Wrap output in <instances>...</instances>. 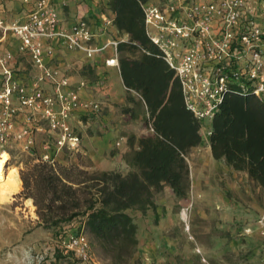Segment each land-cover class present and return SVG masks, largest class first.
<instances>
[{
    "label": "built area",
    "instance_id": "obj_1",
    "mask_svg": "<svg viewBox=\"0 0 264 264\" xmlns=\"http://www.w3.org/2000/svg\"><path fill=\"white\" fill-rule=\"evenodd\" d=\"M23 2L28 9L22 18L0 16V155L20 150L34 162L54 165L60 153L80 149L81 134L70 120L76 114L83 121L94 120L101 102L82 98L78 89L84 81L72 86L49 63L55 54L53 42L88 59L107 44L93 43L95 35L84 18L65 27L54 0ZM142 8L146 35L174 71L184 105L202 122L206 136L207 124L231 85H248L264 100V26L252 0H211L202 5L196 0H166L147 2ZM110 22L105 19L106 25ZM10 37L16 39L14 50L5 45ZM119 41L109 42L114 55L105 59L107 65L119 66ZM18 58L28 69L18 67ZM258 226L264 240V214ZM252 232L251 226L244 229L246 235ZM62 242L82 264H95L84 233L70 234Z\"/></svg>",
    "mask_w": 264,
    "mask_h": 264
},
{
    "label": "trees",
    "instance_id": "obj_2",
    "mask_svg": "<svg viewBox=\"0 0 264 264\" xmlns=\"http://www.w3.org/2000/svg\"><path fill=\"white\" fill-rule=\"evenodd\" d=\"M147 2H105L114 14L113 25L127 35L117 45L122 80L146 104V123L152 128L150 133L128 138L129 171H88L57 160L54 165L30 161L19 172L20 196L33 200L38 224L56 228L59 240L87 232L106 249L127 248L132 255L138 244L137 225L128 211L156 209L154 192L165 185L178 198L189 190L186 155L202 141V122L186 109L178 78L146 35L142 5ZM207 126L212 156L246 171L264 190V100L252 87L233 84ZM77 218L80 223L72 229ZM65 228L66 232L61 231ZM48 248L53 255L64 251L72 264H82L60 244Z\"/></svg>",
    "mask_w": 264,
    "mask_h": 264
},
{
    "label": "rangeland",
    "instance_id": "obj_3",
    "mask_svg": "<svg viewBox=\"0 0 264 264\" xmlns=\"http://www.w3.org/2000/svg\"><path fill=\"white\" fill-rule=\"evenodd\" d=\"M209 1L196 0V3L202 5ZM261 1L253 0V6L264 11ZM126 107L118 106L116 112L123 128L114 135L105 134L112 141L114 151H119L116 143L122 141V137L127 144L128 138L136 135L138 122L144 120V116L135 118L124 111ZM207 123L205 121V125ZM84 134L95 139L105 136L95 127L85 128ZM201 135V143L186 155L190 179L187 195L178 198L165 185L154 192L156 209L128 211L137 225L138 244L132 255L127 248L106 249L84 232L95 264H264V240L258 226L264 214V192L243 172L234 174L215 165L207 150L204 129ZM98 149L99 146H95V150ZM128 151L129 148L123 157ZM9 156L2 159V164L16 167L18 177L20 170L33 161V157L20 150H12ZM57 158L64 164L99 171L93 168L81 144L77 152H62ZM119 172L126 174L128 169ZM20 191L21 184L16 193L0 201V264H72L64 251L53 255L48 248L56 244L62 246L65 238L59 240L56 228L38 224L33 200L20 196ZM79 221L80 218L75 220L72 229ZM249 226L255 227L250 236L244 233ZM63 230L66 232L68 228Z\"/></svg>",
    "mask_w": 264,
    "mask_h": 264
},
{
    "label": "crops",
    "instance_id": "obj_4",
    "mask_svg": "<svg viewBox=\"0 0 264 264\" xmlns=\"http://www.w3.org/2000/svg\"><path fill=\"white\" fill-rule=\"evenodd\" d=\"M165 1L149 0V3H164ZM54 2L65 27H70L76 20L84 18L89 22L95 35L93 43L97 45L107 44L101 52L95 54L92 59H88L80 51H69L60 43L53 42L55 54L49 60V63L58 68L61 75H66L72 86H77L80 80L84 81L85 85L78 89L82 98L101 102V111L94 120L83 121L80 119L79 114H76L70 120V125L74 130L82 133L81 145L88 153L93 163V168L117 171L128 169L129 171V166L125 157H123V154L129 148L123 141L125 140L124 137H122L121 143L119 142L117 145L119 146V151H114L112 141L110 142L105 135H114L116 131L123 128V125L120 124V116L116 114L118 106L121 105L132 108L128 113L135 118L139 117L141 119L144 116V120L138 122L140 126H137L135 131L137 136L150 133L149 125L146 123V118H148L146 104L141 101L140 95L135 90L128 89L125 86L119 66L105 63L106 58L114 55L113 47L109 42L112 40L125 41L127 40V35L119 33L113 25L114 14L106 7V0H54ZM27 9L28 5L23 0H0V16L7 20L22 18ZM258 12L261 14L259 21L264 26V11L260 9ZM105 19L111 22L106 25ZM5 45L14 50L16 39L10 37ZM17 61L19 62L18 67L28 69L24 59L18 58ZM138 110L140 111L139 114ZM94 127L99 129L100 133L105 136L95 139L96 137H89L84 134L85 128L93 129ZM95 146H99V149L95 150ZM197 147L198 145L191 149ZM207 150L215 165L225 167L234 174L243 172L253 181L246 171L235 170L224 159H215L208 144ZM258 188L264 192L260 186ZM254 230L255 227H253V232L249 236L254 233Z\"/></svg>",
    "mask_w": 264,
    "mask_h": 264
},
{
    "label": "bare ground",
    "instance_id": "obj_5",
    "mask_svg": "<svg viewBox=\"0 0 264 264\" xmlns=\"http://www.w3.org/2000/svg\"><path fill=\"white\" fill-rule=\"evenodd\" d=\"M10 157L3 152L0 155V201L7 200L12 194L16 193L21 184L17 168L12 165H3L2 159Z\"/></svg>",
    "mask_w": 264,
    "mask_h": 264
}]
</instances>
